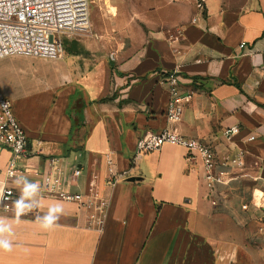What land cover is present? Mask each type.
Listing matches in <instances>:
<instances>
[{"label": "crops", "instance_id": "0c3cea01", "mask_svg": "<svg viewBox=\"0 0 264 264\" xmlns=\"http://www.w3.org/2000/svg\"><path fill=\"white\" fill-rule=\"evenodd\" d=\"M172 28L118 43L113 60L87 39L81 54L0 59V91L33 151L20 161L31 171L8 183L19 196L22 177L40 186L19 218L0 212L13 245L0 250V264H264V0L190 3ZM173 71L181 94H192L177 123L165 116ZM231 126L238 132L224 137ZM164 128L210 146L227 183L208 189L199 160L177 145L136 154L139 137ZM239 151L243 167L224 163ZM107 152L127 172L114 183ZM9 158L0 147V186ZM75 167L81 174L68 188L107 202L101 230L88 226L86 209L41 193L43 172L65 188ZM56 204L63 213L45 230L38 217Z\"/></svg>", "mask_w": 264, "mask_h": 264}, {"label": "built area", "instance_id": "2783aa9c", "mask_svg": "<svg viewBox=\"0 0 264 264\" xmlns=\"http://www.w3.org/2000/svg\"><path fill=\"white\" fill-rule=\"evenodd\" d=\"M202 0H198V7ZM195 19H192L194 21ZM90 27L89 0H0V59L11 55L56 59L63 54V38L72 35H84ZM245 47L244 43L239 44ZM114 59V53H109ZM169 99L165 107V116L171 123L182 118L184 102L192 97L190 92L181 94L179 75L173 71L167 75ZM238 132L237 126L222 130V135L230 138ZM253 140L254 136H250ZM164 144H173L186 151L188 159H198L203 167V179L208 189L218 184H225L230 179L228 171L216 169V157L212 148L194 138L181 135L177 131L164 128L157 132H147L136 141V154H144L159 150ZM0 147L8 149L10 158L4 169L5 180L0 186V212L16 213L15 204L20 196L15 188L9 185L8 178L21 173H28L31 168L21 165L22 159L28 158L33 151L29 148V140L25 130L14 116L10 100L0 91ZM107 165V180L111 183L123 178L126 171H115L110 152L103 155ZM243 153L239 151L234 157L224 159V163L237 168L244 165ZM135 159V156L132 160ZM54 157L47 158L50 168L56 164ZM81 170L75 167L68 174L65 188H62L60 176L53 177L50 170L41 175V193L74 202L79 208L86 209L88 226L101 230L107 202L94 201L80 191H72L68 187L77 185ZM212 203H214L212 201ZM98 207L102 208L98 211ZM26 211V209H25ZM24 211V212H25Z\"/></svg>", "mask_w": 264, "mask_h": 264}, {"label": "rangeland", "instance_id": "374dc122", "mask_svg": "<svg viewBox=\"0 0 264 264\" xmlns=\"http://www.w3.org/2000/svg\"><path fill=\"white\" fill-rule=\"evenodd\" d=\"M90 27L84 35H72L63 39L92 40L106 45L107 54L118 43H128L143 36L169 32L181 18L190 3L198 0H89ZM65 53V49H63ZM37 59V58H36ZM33 67L36 75L44 69Z\"/></svg>", "mask_w": 264, "mask_h": 264}, {"label": "clouds", "instance_id": "9594fccd", "mask_svg": "<svg viewBox=\"0 0 264 264\" xmlns=\"http://www.w3.org/2000/svg\"><path fill=\"white\" fill-rule=\"evenodd\" d=\"M23 181V188L21 189L20 197L14 201L16 216L19 218L24 214L25 209H31L35 207V201L32 203H26V201L35 197L39 192V184L29 182L26 178H20ZM20 183V180L17 181ZM63 213V207L60 204L51 206L46 215L38 217L42 221L41 227L45 230L51 229L55 223L59 220L60 215ZM5 233L11 234V225L6 224L3 219H0V250L10 252L12 250V242L6 238Z\"/></svg>", "mask_w": 264, "mask_h": 264}, {"label": "trees", "instance_id": "16d2710c", "mask_svg": "<svg viewBox=\"0 0 264 264\" xmlns=\"http://www.w3.org/2000/svg\"><path fill=\"white\" fill-rule=\"evenodd\" d=\"M62 44H63V49H65L67 53L81 54V53L86 52L80 46V44L78 43L76 39H72V40L63 39ZM109 100H112V96L101 98L99 101L104 102V101H109Z\"/></svg>", "mask_w": 264, "mask_h": 264}]
</instances>
